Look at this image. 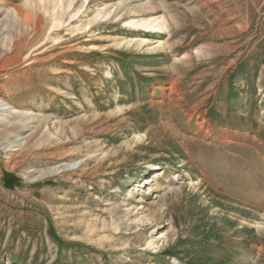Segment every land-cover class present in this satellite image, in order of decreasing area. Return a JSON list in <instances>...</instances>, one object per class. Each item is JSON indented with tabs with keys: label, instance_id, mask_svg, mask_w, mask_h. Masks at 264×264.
Segmentation results:
<instances>
[{
	"label": "rangeland",
	"instance_id": "374dc122",
	"mask_svg": "<svg viewBox=\"0 0 264 264\" xmlns=\"http://www.w3.org/2000/svg\"><path fill=\"white\" fill-rule=\"evenodd\" d=\"M0 146V264H264V0H0Z\"/></svg>",
	"mask_w": 264,
	"mask_h": 264
},
{
	"label": "bare ground",
	"instance_id": "6f19581e",
	"mask_svg": "<svg viewBox=\"0 0 264 264\" xmlns=\"http://www.w3.org/2000/svg\"><path fill=\"white\" fill-rule=\"evenodd\" d=\"M30 2V1H29ZM29 5V4H28ZM12 15H13V18L14 20H16L18 23L20 24H24L26 25L27 27L31 28V33L30 34H27L25 33V31L22 29V33L21 35L12 40L13 43H12V46H8V47H12L13 49L14 48H19V51L22 53L26 50V47L28 45V43L30 41H33L35 35H36V32H37V24H38V21L39 23H42L43 22V17L41 15H38L36 18L34 17L33 15V12L31 10H27V9H23L22 7H15L12 11ZM23 25V26H24ZM151 25H149L150 27ZM152 28H155L154 25L151 26ZM158 28V27H157ZM163 28V27H161ZM11 45V44H10ZM12 51V50H11ZM31 53V52H30ZM28 55V54H27ZM20 56V55H19ZM21 57V56H20ZM5 113V112H4ZM24 114V113H22ZM46 117V116H45ZM17 120V119H16ZM19 121H24L22 118L19 119ZM27 121V120H26ZM29 121V120H28ZM27 121V122H28ZM11 121L8 120V123H10ZM15 122V121H14ZM31 124V123H30ZM9 125V124H8ZM26 126H29L28 124ZM10 133V132H9ZM11 135V134H10ZM6 136V135H5ZM6 141V140H5ZM2 143V142H1ZM14 143V142H11V144ZM18 144V143H17ZM6 145V144H5ZM4 145V146H5ZM1 147V146H0ZM5 147H9V144L6 145ZM9 149V148H8ZM151 165L153 167H155L157 164L156 163H151ZM62 168V165H56L54 167H51L50 169H47L46 172H41L40 175L41 176H44L45 174H50V173H57L60 171V169ZM46 170V169H45ZM129 195V194H128ZM131 196V195H130ZM113 228L115 230H118L119 229V225L118 224H113Z\"/></svg>",
	"mask_w": 264,
	"mask_h": 264
}]
</instances>
